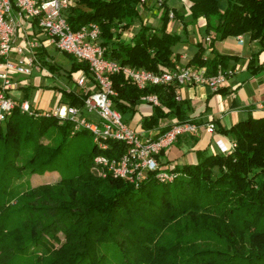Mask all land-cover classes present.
I'll list each match as a JSON object with an SVG mask.
<instances>
[{
    "label": "trees",
    "instance_id": "16d2710c",
    "mask_svg": "<svg viewBox=\"0 0 264 264\" xmlns=\"http://www.w3.org/2000/svg\"><path fill=\"white\" fill-rule=\"evenodd\" d=\"M74 1L66 18L70 29L95 24L108 60L152 73L174 67L173 48L181 39L166 28L170 12L182 16L164 1L159 2V26H140L128 44L111 30H124L138 19L141 0ZM189 2L192 22L204 18L214 37L209 45L213 58L204 59L197 44L188 66L216 75L218 67L237 58L215 52L214 42L248 35L259 51L251 54L247 71L257 75L263 70L264 0H226L223 11L217 0ZM65 56L70 73H87L84 64ZM37 60L55 70L41 53ZM110 79L113 108L122 121L129 122L142 104L139 98L151 94L160 107H151L141 119L143 131L158 129L162 135L175 123H191L190 104L177 100V85L139 91L119 74ZM58 92L60 103L71 107H80L86 95ZM168 118L174 123L159 128ZM71 128L51 116L22 114L17 106L0 125V264H264V117L218 130L235 144L230 154L173 167L180 176L169 184L148 175L137 188L98 177L93 170L95 156L117 158L122 143L98 151L89 133L71 134ZM45 173L57 180L17 190L24 176Z\"/></svg>",
    "mask_w": 264,
    "mask_h": 264
},
{
    "label": "built area",
    "instance_id": "2783aa9c",
    "mask_svg": "<svg viewBox=\"0 0 264 264\" xmlns=\"http://www.w3.org/2000/svg\"><path fill=\"white\" fill-rule=\"evenodd\" d=\"M74 6V0H0V125H4L15 106L20 113L28 116H51L67 121L72 125L71 134L80 130L89 133L98 151L107 150L109 143L123 144V152L117 158L103 155L93 158V170L98 177L123 180L134 188L148 175L160 184L172 183L180 174L174 168H165L160 164V152L179 137L195 134L197 126L175 123L162 135L139 137L138 132L130 129L113 108L112 98L116 93L110 78L119 74L139 91L174 84L178 88L202 86L216 92L233 71L218 67L216 75L208 76L205 68L194 69L188 64L175 62L170 70L152 73L110 61L104 57L100 30L95 24L82 26L76 31L70 29L66 18L69 9ZM169 18H173L172 14ZM25 29L32 33L31 38L25 35ZM213 37L211 32L202 38L201 43L210 45ZM18 39L24 47L16 44ZM40 39L43 41L40 42ZM237 39L242 44V38ZM44 45L86 66L87 73L79 71L74 83L76 92L86 94L80 107L63 104L53 111H42L31 107L28 102L15 104L7 97V92L15 86L10 73L29 76L47 71L37 60L39 49ZM63 89L68 90L66 87ZM139 101L150 107H160L156 96L151 94L140 97ZM91 114L95 115V120L89 118ZM205 131L212 135L216 133L212 124L207 125ZM223 140L218 137L216 147L220 154H230L235 144L230 140L225 144Z\"/></svg>",
    "mask_w": 264,
    "mask_h": 264
},
{
    "label": "crops",
    "instance_id": "0c3cea01",
    "mask_svg": "<svg viewBox=\"0 0 264 264\" xmlns=\"http://www.w3.org/2000/svg\"><path fill=\"white\" fill-rule=\"evenodd\" d=\"M181 16L182 22L178 21L177 26L175 27V32L176 34L180 33V27H183L185 29V35L188 32V38L186 41H182L181 44L174 47L173 53L177 56L178 63L188 64L197 52V46H195V44H201L202 38L199 35L200 30L198 22H188V20L184 18L183 14H181ZM175 32L171 31L170 33ZM24 33L28 38H31L32 33L29 30L25 29ZM20 37L21 34L19 35V38ZM238 37L242 38V44L239 43L237 37H231L223 41L214 42L215 52L220 55L237 58L231 59L226 63V67L224 69L233 71V74L227 77L225 83L219 88V92L215 93L202 86H191L189 87V90L184 87L178 88L176 92L177 100H190L192 98L194 99V105L200 103L199 106L196 105V107H194L189 113L190 122L197 126V131L195 134H187L179 137L172 145L162 151V154L159 156V162L165 168L181 167L183 165H196L201 158L205 156L219 154V150L215 144L216 139L218 137H222L225 144L229 143V138L219 134V129L230 128L234 124L246 120L249 117L254 119L264 117V52H262L259 56L260 63H263V70L259 74L251 76L246 72L248 75L246 80L242 82V80L238 79L239 75L246 70L251 54L259 51V47L256 41L250 40L248 35ZM42 41L43 39H40V42ZM16 44L20 47H24V43L21 39H18ZM47 46L48 45H44L40 48L38 54L41 53L50 64L52 61H50L47 54ZM194 46L195 49L192 48ZM49 47L53 49L51 46ZM203 57L204 59H212L213 54L210 51L209 55ZM240 63L241 66L239 67L238 64ZM44 68L47 70L46 67ZM47 71L32 73L31 75H40L43 73L45 74V78L50 77V89H56L57 91L63 90L66 92L76 91L74 83L72 86H63L58 82L56 77L49 73V70ZM50 74L52 76H50ZM12 82L15 83V86L9 91L25 90L23 84L16 80H12ZM63 87H66L68 90H64ZM219 93L224 94V96L229 95V98L223 102V111L220 116H217L210 112L212 106L210 104L212 98L219 95ZM12 101L15 104L26 102V100L23 99L19 101ZM42 110L48 111V103L42 108ZM137 112L141 115L140 119H134L133 116L129 122H125L126 125H128L130 129L138 132L139 137L142 138H151L157 135L159 132L158 129L143 131L140 128L141 119L151 114V107L142 103L137 107ZM172 123H174V121H171L170 118L165 119L160 122L159 128H164ZM210 124L214 125L216 129V133L213 135L208 134L205 131V127Z\"/></svg>",
    "mask_w": 264,
    "mask_h": 264
},
{
    "label": "rangeland",
    "instance_id": "374dc122",
    "mask_svg": "<svg viewBox=\"0 0 264 264\" xmlns=\"http://www.w3.org/2000/svg\"><path fill=\"white\" fill-rule=\"evenodd\" d=\"M165 2L167 8L172 11L175 9L178 12V16L180 17L183 14L184 18L188 20V22H192L189 15V0H142L141 4L137 7L139 18L134 20L132 24L124 30L121 29H113L111 32L120 33V39L124 44L130 43L132 35L139 29L140 26H147L151 28H157L159 26V17L162 15V9L159 8V2ZM218 7L220 11H223L226 7V0H217ZM182 12H181V11ZM180 12V13H179ZM172 14V12H170ZM169 14V15H170ZM173 16V14H172ZM178 21H181V18H173L169 19L167 24V32H175V27L177 26ZM182 22V21H181ZM200 36L201 38H206L210 33L206 31V20L204 18H200L197 20ZM194 23V22H193ZM124 25V24H123ZM123 25H119L120 27ZM176 33V32H175ZM180 36L181 42L186 41L188 38V32L185 35V29L180 27ZM198 40V39H197ZM213 40L211 41V43ZM181 44V43H180ZM179 45V44H178ZM197 46V44H195ZM195 46L192 47L195 49ZM202 50L204 51L203 56L210 54V47L205 42L201 43ZM176 47V46H175ZM212 53V52H211ZM47 54L50 58V63L55 67V70L49 72L54 77L58 79V82L63 86H72L73 83L77 80L78 72L70 73V61L69 59L61 53H58L47 46ZM240 60V59H239ZM238 60V61H239ZM241 66V63L238 64ZM247 68L244 72L240 73V80L245 81L247 77ZM70 73V76H68ZM50 74V76H52ZM251 76V74L249 73ZM10 76L13 78L12 80H16L19 83L23 84L25 90H12L7 92V97L11 100L19 101L21 99L26 100L28 104L32 107H36L38 110H42L43 107L48 103V111H53L56 108L62 107L63 104L60 103L61 95L56 89H50V77L45 78V74L40 75H30V76H19L14 73H10ZM48 76V75H47ZM23 82V83H22ZM31 83V84H30ZM20 84V85H21ZM191 86H184L187 90H189ZM191 89V88H190ZM219 90V89H218ZM217 90V91H218ZM57 91V92H56ZM216 93V92H215ZM229 98V95L224 96V94L216 95L211 100V110L210 112L214 115L220 116L223 111V102ZM190 99V98H189ZM189 102L191 111L194 107L199 106L200 103L194 105V99L186 100ZM192 102V103H191ZM43 111V110H42ZM190 111V112H191ZM141 117L140 113L137 112L134 115V119L139 120ZM89 118L95 120V115L91 114ZM124 122V121H123ZM125 123V122H124ZM126 124V123H125ZM128 124V123H127ZM57 180V176L55 174H43V175H34L31 177L24 176L20 180L16 182V187L18 191H25L29 187H34L42 184H53Z\"/></svg>",
    "mask_w": 264,
    "mask_h": 264
}]
</instances>
